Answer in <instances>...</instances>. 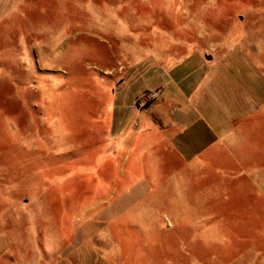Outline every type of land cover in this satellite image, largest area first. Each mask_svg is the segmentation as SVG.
<instances>
[{
    "label": "rangeland",
    "instance_id": "1",
    "mask_svg": "<svg viewBox=\"0 0 264 264\" xmlns=\"http://www.w3.org/2000/svg\"><path fill=\"white\" fill-rule=\"evenodd\" d=\"M0 264H264V0H0Z\"/></svg>",
    "mask_w": 264,
    "mask_h": 264
},
{
    "label": "crops",
    "instance_id": "2",
    "mask_svg": "<svg viewBox=\"0 0 264 264\" xmlns=\"http://www.w3.org/2000/svg\"><path fill=\"white\" fill-rule=\"evenodd\" d=\"M180 113H177V115L172 119L170 116H165V119L162 120L159 118L158 123H161L165 126V129L167 128L168 130H173L175 129L176 125L178 123H181V119L179 118ZM182 114V113H181ZM162 121V122H161ZM181 128H179L178 126V130L177 133H175V138L173 140L170 141L169 143V148H171L172 152L174 155L177 156V158L180 160H190V158H192L194 156V154H191L189 157H184V150L187 151V148H191V145L194 143L192 142V138L191 139H187L186 137H179L182 136ZM176 131V129L174 130ZM181 138V139H180Z\"/></svg>",
    "mask_w": 264,
    "mask_h": 264
},
{
    "label": "water",
    "instance_id": "3",
    "mask_svg": "<svg viewBox=\"0 0 264 264\" xmlns=\"http://www.w3.org/2000/svg\"><path fill=\"white\" fill-rule=\"evenodd\" d=\"M207 60L209 61V60H211V58H210V57H208V58H207Z\"/></svg>",
    "mask_w": 264,
    "mask_h": 264
}]
</instances>
